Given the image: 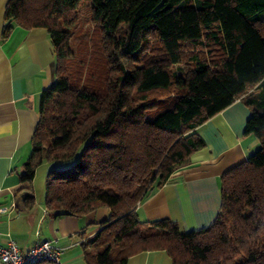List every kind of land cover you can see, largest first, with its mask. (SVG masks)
<instances>
[{
	"label": "trees",
	"instance_id": "16d2710c",
	"mask_svg": "<svg viewBox=\"0 0 264 264\" xmlns=\"http://www.w3.org/2000/svg\"><path fill=\"white\" fill-rule=\"evenodd\" d=\"M84 2L111 75L83 67L79 76L103 78L101 88L74 82L67 62L72 13ZM16 25L47 29L57 57L21 175L25 208L49 162L50 213L110 210L82 244L88 264H128L147 250H165L172 264H264V0H8L2 38ZM237 99L252 109L245 133L260 145L223 174L214 222L188 231L168 218L141 221L137 205L206 145L197 128Z\"/></svg>",
	"mask_w": 264,
	"mask_h": 264
},
{
	"label": "crops",
	"instance_id": "0c3cea01",
	"mask_svg": "<svg viewBox=\"0 0 264 264\" xmlns=\"http://www.w3.org/2000/svg\"><path fill=\"white\" fill-rule=\"evenodd\" d=\"M7 2L0 0V207H8L0 212V245L12 240L26 251L37 241L57 238L63 264H88L82 244L102 228L110 215L107 207L79 217L56 216L36 194L31 208L20 201V191L30 185L21 175L32 154L41 94L55 83L57 57L43 27L16 25L2 38ZM251 113L243 99H237L201 124L197 132L206 145L137 205L141 221L168 218L188 231L211 225L221 207L223 174L260 145L254 134L245 133ZM31 186L35 193L33 181ZM128 264H172V258L165 250H147L132 255Z\"/></svg>",
	"mask_w": 264,
	"mask_h": 264
},
{
	"label": "rangeland",
	"instance_id": "374dc122",
	"mask_svg": "<svg viewBox=\"0 0 264 264\" xmlns=\"http://www.w3.org/2000/svg\"><path fill=\"white\" fill-rule=\"evenodd\" d=\"M88 11V5L86 2H84L81 4L77 11L72 13H76L77 16L76 22L70 28L71 45L74 55L73 57L69 58L67 62L70 65L69 69L75 74L73 77L74 82L82 85V83L89 81L91 82V84L98 86V88H101L103 86H106V81H103V78L97 80V77H95L92 80L93 77L90 78L88 75L86 77V75L83 74L85 69L94 72L95 76H104L110 74V71L107 67L109 63L105 59L102 48L100 32L97 29L96 25L92 22L91 16ZM153 42L155 43V41ZM154 43H152L153 45L151 44L152 46L147 50L148 55L157 52L156 50L158 49L159 45ZM153 46L154 48L152 49ZM82 69L83 73L81 76H79V71ZM174 69L176 71L179 70L178 66H175ZM163 93L164 92H160L157 94L158 96H160ZM52 167H54V165L48 162L40 165L37 169L36 176L33 179V185L37 200L41 198L45 199L46 179ZM59 167L63 168L62 165H59ZM69 167L74 169V166L70 165H67V167H64V169H67Z\"/></svg>",
	"mask_w": 264,
	"mask_h": 264
},
{
	"label": "built area",
	"instance_id": "2783aa9c",
	"mask_svg": "<svg viewBox=\"0 0 264 264\" xmlns=\"http://www.w3.org/2000/svg\"><path fill=\"white\" fill-rule=\"evenodd\" d=\"M8 207H0L5 212ZM0 264H63L62 247L58 239L37 241L26 251H22L15 241L7 246L0 245Z\"/></svg>",
	"mask_w": 264,
	"mask_h": 264
}]
</instances>
